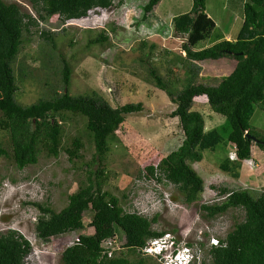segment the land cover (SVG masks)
<instances>
[{
  "label": "rangeland",
  "instance_id": "rangeland-1",
  "mask_svg": "<svg viewBox=\"0 0 264 264\" xmlns=\"http://www.w3.org/2000/svg\"><path fill=\"white\" fill-rule=\"evenodd\" d=\"M5 1L17 3L24 13L38 17L27 0ZM148 1L113 0L104 16H91L86 24H69L55 15L25 33L12 62L17 85L15 99L21 106L63 94L64 62L71 69L67 87L70 95L87 96L95 92L114 108L139 102L144 106L142 112L126 115L108 140V150L99 162L86 128L87 119L80 115L67 114L61 121L62 145L72 147L76 138L82 143L81 157L73 161L63 150L56 158L47 156L46 150L40 147L38 163L19 169L12 158L11 134L0 130V147L11 154L0 157V232L16 230L30 242L32 251L26 264H61L62 252L76 238L94 235L90 209L84 214L83 229L44 241L36 234L41 211L34 205L45 204L60 211L71 194L89 184L90 171L105 169V176H99L98 180L93 176L103 191L119 197L126 211L138 212L149 219L157 217L153 229L182 240L180 252L187 243H195L192 250L200 261L206 256L212 239L225 238L233 225L245 217L240 208L208 220L200 206L220 201L219 191L223 188L264 192V154L255 143L251 159L242 162L238 179L219 167L226 157L235 160L233 144L205 151L203 160L193 164L204 180V192L191 205L184 202L183 195L166 179L158 182L148 176L146 168L157 167L163 158L179 148L185 137L179 119L171 116L176 104L157 87L149 71L153 68L165 81H174L168 86L179 91L187 79L185 59H192L195 51L211 45V39H206L190 46L189 33L177 27V20L189 24L194 21L193 0H162L145 14L143 7ZM243 3L244 0H206V13L228 40L235 41L242 27ZM42 32L52 33L51 38H43ZM100 34L107 41H98ZM192 60L201 67L196 85H218L237 65L233 58ZM192 110L202 114L206 132L216 128L226 136V118L213 112L205 97H198ZM251 127L254 134L264 138V110L260 107H256ZM116 235L119 244L125 247L124 232L117 228ZM200 242L205 243V249L199 252L197 243ZM122 252L128 254L125 248ZM129 258L139 259L140 255H129ZM147 259V264H162L152 257Z\"/></svg>",
  "mask_w": 264,
  "mask_h": 264
},
{
  "label": "trees",
  "instance_id": "trees-1",
  "mask_svg": "<svg viewBox=\"0 0 264 264\" xmlns=\"http://www.w3.org/2000/svg\"><path fill=\"white\" fill-rule=\"evenodd\" d=\"M27 1L37 13V18L24 13L17 3L0 0V130H8L11 134L12 158L19 169L38 163L40 147L46 150L49 157L57 158L63 150L70 161L80 158L82 143L79 138L74 139L72 147L62 145L61 121L65 115L73 114L87 119L86 128L99 162L108 150V140L125 121L126 115L142 112L143 103H127L114 108L95 92L87 96L70 95L67 87L71 80V69L64 62L63 94L23 107L15 99L17 85L12 62L18 55L25 33H30L40 22L55 15L63 21L81 18L95 7H111L113 0ZM161 1L149 0L143 7L144 13L151 12ZM193 1L194 21L189 24L177 20V27L189 33L190 46L194 47L206 39H211V45L195 51L192 59L233 58L237 65L218 85H196L201 67L186 58V84L179 91L169 88L168 85L174 81H165L153 68L149 71L157 87L176 104L171 116L179 119L185 137L179 148L163 158L157 167H147V174L158 182L166 179L173 184L187 205L199 201L204 192V180L193 164L203 160L205 151H216L233 144L236 159L226 157L219 167L234 179L240 178L242 162L251 159L254 143L264 154V138L254 134L251 127L256 107L264 110V0H244L243 23L235 41L226 39L223 31L206 13V0ZM41 36L49 39L52 33L42 32ZM107 39L100 34L98 41ZM151 47L154 49V46ZM198 97H205L213 112L226 118V136L216 128L205 131L202 114L192 110ZM248 135L260 142H254ZM10 155L8 150L0 147V157ZM105 173V169L90 171L89 184L80 186L71 194L67 205L60 211L34 203L41 211L36 222V234L44 241L83 229L85 212L90 209L93 212L90 224L95 229L94 235L79 236L78 242L62 252L61 264H147L149 257L141 253V248L148 240L166 234L165 231L153 229L157 217L149 219L138 212L126 211L119 197L103 191L101 183L93 181V176L98 180ZM219 192L222 197L220 201L200 206L204 218L212 220L230 209L240 208L245 212V217L233 225L225 238L219 239L218 246H207L209 250L201 264H264V192L227 188ZM117 228L125 234V247L120 244V250L109 256L102 244L105 239L116 235ZM175 238L178 246L179 239ZM186 245L193 247L194 243ZM198 247L202 251L205 243H198ZM124 248L128 254L122 252ZM31 251L30 242L18 231L0 232V264H26ZM129 255H140V258L131 260Z\"/></svg>",
  "mask_w": 264,
  "mask_h": 264
},
{
  "label": "built area",
  "instance_id": "built-area-1",
  "mask_svg": "<svg viewBox=\"0 0 264 264\" xmlns=\"http://www.w3.org/2000/svg\"><path fill=\"white\" fill-rule=\"evenodd\" d=\"M88 17L82 18V19H72L69 20V24H86L91 21L90 17L95 16V11L90 10L88 12ZM167 238L172 239L170 241V244H168ZM175 238L172 234L166 233L165 236L159 237V238H154L150 239L146 242V245L141 248V253L144 256H149L157 261H161L162 264H189V262L194 264H201L202 261L198 260L197 258L194 257L193 253L191 252V249L189 247H186L182 249L180 252V248L176 245ZM176 239V238H175ZM79 239L76 238L75 242H78ZM212 244L217 246L219 244V240L217 239H212ZM198 244V243H197ZM195 245V243H194ZM102 246L109 252V256H112V254L120 250V244L118 241L117 235H114L113 237L107 238L104 240ZM172 247V248H169ZM177 246V247H176ZM178 251L176 252L175 250ZM199 249V247H198ZM200 252V250H199ZM198 260V261H197Z\"/></svg>",
  "mask_w": 264,
  "mask_h": 264
},
{
  "label": "clouds",
  "instance_id": "clouds-1",
  "mask_svg": "<svg viewBox=\"0 0 264 264\" xmlns=\"http://www.w3.org/2000/svg\"><path fill=\"white\" fill-rule=\"evenodd\" d=\"M91 10H94L95 11V14L94 15H96V14H101L102 16H104V13H105V11L107 10V9H105V8H102V7H95V8H93V9H91ZM90 11V10H89ZM88 11V12H89ZM88 13H87V15L86 16H84V17H81V18H73V19H82V18H86V17H88ZM69 20H72V19H69ZM69 20H66V22L68 23V21ZM73 25H75V24H73ZM236 159V158H235ZM250 160V159H249ZM173 235V234H172ZM165 236V235H164ZM174 236V235H173ZM163 237V236H162ZM175 237V236H174ZM174 240H175V238H173ZM172 239H170V238H167V241H168V244H170V241H171ZM175 242H177V240H175ZM200 243H202V242H200ZM212 243V242H211ZM182 244V240H180L179 239V245H178V247L180 248V245ZM210 247H211V245L212 246H215V245H213V244H208ZM219 245V244H218ZM217 245V246H218ZM186 247H188L187 245H185ZM177 247V246H176ZM194 247V246H193ZM193 247H189L190 249H191V252L193 253V255H194V257H196L197 258V255L196 254H194V252H193ZM176 252L178 251V249L177 250H175ZM194 263H196V262H189V264H194Z\"/></svg>",
  "mask_w": 264,
  "mask_h": 264
},
{
  "label": "water",
  "instance_id": "water-1",
  "mask_svg": "<svg viewBox=\"0 0 264 264\" xmlns=\"http://www.w3.org/2000/svg\"><path fill=\"white\" fill-rule=\"evenodd\" d=\"M249 138H251L254 142L258 143L260 142L257 138H255L254 136L248 135Z\"/></svg>",
  "mask_w": 264,
  "mask_h": 264
},
{
  "label": "crops",
  "instance_id": "crops-1",
  "mask_svg": "<svg viewBox=\"0 0 264 264\" xmlns=\"http://www.w3.org/2000/svg\"><path fill=\"white\" fill-rule=\"evenodd\" d=\"M233 71H234V70H231L230 72H228V73L226 74V76L230 75Z\"/></svg>",
  "mask_w": 264,
  "mask_h": 264
}]
</instances>
